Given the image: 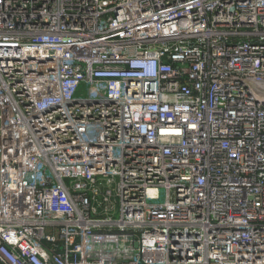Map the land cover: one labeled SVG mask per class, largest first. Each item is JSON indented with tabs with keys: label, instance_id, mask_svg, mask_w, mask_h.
<instances>
[{
	"label": "built area",
	"instance_id": "built-area-1",
	"mask_svg": "<svg viewBox=\"0 0 264 264\" xmlns=\"http://www.w3.org/2000/svg\"><path fill=\"white\" fill-rule=\"evenodd\" d=\"M0 264H264V0H0Z\"/></svg>",
	"mask_w": 264,
	"mask_h": 264
},
{
	"label": "rangeland",
	"instance_id": "rangeland-1",
	"mask_svg": "<svg viewBox=\"0 0 264 264\" xmlns=\"http://www.w3.org/2000/svg\"><path fill=\"white\" fill-rule=\"evenodd\" d=\"M104 185H105V186H108L109 188H114V187H115V183L112 182V181H110L109 183H108V182H105ZM111 200H113V203H111V204L109 205V206H110V209L113 208L114 205H115V203H114V199L111 198ZM101 207H103V206H101ZM114 212H116V209H115ZM113 216L116 217V216H117V212L114 213Z\"/></svg>",
	"mask_w": 264,
	"mask_h": 264
}]
</instances>
